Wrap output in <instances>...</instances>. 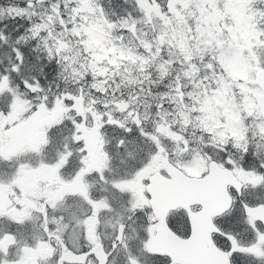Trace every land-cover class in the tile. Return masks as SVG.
<instances>
[{
    "label": "rangeland",
    "instance_id": "1",
    "mask_svg": "<svg viewBox=\"0 0 264 264\" xmlns=\"http://www.w3.org/2000/svg\"><path fill=\"white\" fill-rule=\"evenodd\" d=\"M38 1L31 10L39 9L45 17L53 16L50 9L55 10L58 0ZM62 1L65 9L70 8L69 17L76 32L86 42L87 52H82L84 48L70 46L73 43L56 41L67 52L72 50L76 54L78 48L81 50L74 55L77 62L70 66L72 71L84 74L100 67L105 72L98 73L93 80V89L79 86L73 94L66 93L65 106L47 107L46 101L39 99L30 115L25 114L26 104H17L10 111L13 118L4 130L7 133L0 134V140L4 141L0 145V192L25 194L39 207L44 196L40 197L31 183L37 184L38 180L46 184L50 177L58 178L48 186L51 193L47 208L32 218L39 219L42 214V222L46 218L53 220V227H58L60 232L71 223L70 235H78L83 223H78L76 212L64 204V195L58 187L62 181L73 185L77 179L73 174L66 176L69 158L64 154H68L65 150L68 149L76 155L79 140L88 142L85 156L94 160L101 187L130 184L139 187V182L152 170L165 168V160L188 174L199 175L206 170L209 159L221 155V150H232L230 155L235 152L237 157L244 156L248 145L260 150L258 141H249L259 130H264L256 127L257 122L264 121V82H256L258 70H264V23L249 12L251 0H149V8L128 19H113L112 12L96 0H76L73 5L70 0ZM218 52H227L228 63L240 72L243 91L235 94L226 83L227 67L224 70L219 64L212 67L205 60ZM152 64L162 68V79L171 73L160 92L151 91L154 86L150 83L152 73L148 67ZM221 78L226 80L222 82ZM109 83L121 84L128 96H102L97 87ZM121 101L127 103L125 109L119 108ZM248 116L255 117L246 121ZM177 117L183 123L203 126L198 131V145L193 144L192 136L176 130ZM50 138L57 141V149L38 157ZM135 153L138 157L142 153L141 166L129 171L124 162ZM47 155L63 158L49 160ZM112 159L113 172L128 174L123 184L113 182L115 178L109 172ZM231 168L241 180L245 200L260 196L261 190L264 195V181L255 169ZM17 206L3 209L0 205L1 239L4 229L19 232L22 222L31 215L15 213L13 209ZM25 223L23 226L32 228L31 237L38 238L36 247L28 245L26 236L17 235L13 248L0 245L2 260L8 258L11 249L17 252L18 263L23 264L30 252L47 248L46 237H41L45 235L44 223L35 224L34 220ZM111 227V222L102 223V233ZM44 253L36 254L42 264Z\"/></svg>",
    "mask_w": 264,
    "mask_h": 264
},
{
    "label": "flooded vegetation",
    "instance_id": "2",
    "mask_svg": "<svg viewBox=\"0 0 264 264\" xmlns=\"http://www.w3.org/2000/svg\"><path fill=\"white\" fill-rule=\"evenodd\" d=\"M0 119L3 118L0 117ZM51 139L42 147L38 157H44L43 154H49L57 149V141L53 139L51 141ZM2 142L4 141L0 140V145ZM77 145L80 149L77 150L76 155L71 154L68 149H65L68 154H64L66 158H69L65 166L66 176L73 174V177L77 176V179L73 180V185L71 182L62 181L58 187V190L64 195V204L76 212L77 222L83 223L77 236L70 235L71 223L65 218L69 224L62 232L59 231L58 227H53V220L48 221L46 218L45 222H42L44 219L42 214H40L39 219L38 217L37 219L32 218L33 215L38 214V211L47 208V197L51 193L48 186L58 181L56 176H54L55 178L50 177L49 181L46 180V184H41L42 181L38 182V180L36 181L37 184L31 183L37 189L40 197L44 196L39 207L25 194L13 195L11 190L0 192V194L8 193L9 196V198H2L0 202L3 209L17 204L18 206L13 209L15 213L31 214L22 222L23 225L25 222L33 220L35 224L44 223L45 235L41 237H46L47 248L30 252L23 264H40L41 257L36 256V254H42L43 251H45L46 257L43 264H264V225L260 219L253 218L244 210V205L264 203L262 191H260V196L247 197L249 200L247 201L242 194V186L240 191L229 186L230 206L212 218L217 229L209 233L211 242L218 248L219 252L217 254L209 253V244L206 242L209 236L206 235L205 229H201L197 234L199 242L194 246L196 250H191L193 259L189 260L184 253L175 252L176 246L173 243L176 236L183 239L187 238L192 230L188 212L183 207H176L167 211L165 223L171 234L162 231L157 237L156 241L159 243L156 248L151 243L157 234L159 225L149 203V194L145 185L148 182L149 174L154 171L165 174L166 166L163 170L156 169L148 173L142 183L139 182L141 184L139 187H134V184L127 187L113 185L101 187L100 174L94 160L91 156L87 160L85 156V147L88 142L83 143L82 140H79ZM93 146L94 149H97L95 143ZM165 155L168 156L167 153ZM45 157L49 160L63 158L56 155ZM165 161L167 165L168 160ZM109 163H111L109 172L112 178H115L114 183L128 179V174H124L125 171L113 172V159ZM83 187H86V191L83 190ZM9 199L11 202L4 205V202ZM199 208L200 205H190L192 211H197ZM39 220L41 221L39 222ZM106 222H111L113 229L111 227L102 233V223L105 224ZM19 224L21 225V221ZM23 225H21L19 232L17 229H4L3 233L9 234L11 241L2 243L0 238V245L13 248L17 235H20L21 237L26 236L29 246H35L38 238L36 236L31 237V226ZM29 248L34 249V247ZM69 251L76 256H71ZM1 254L2 252H0V264H20L18 263L17 252L10 249L6 260H2Z\"/></svg>",
    "mask_w": 264,
    "mask_h": 264
},
{
    "label": "trees",
    "instance_id": "3",
    "mask_svg": "<svg viewBox=\"0 0 264 264\" xmlns=\"http://www.w3.org/2000/svg\"><path fill=\"white\" fill-rule=\"evenodd\" d=\"M37 1L0 0V117L3 118L0 119V134L3 132L6 135L7 131L4 130L10 126L9 120L13 118L10 111L15 108V105H28L25 113L27 115L31 114L35 102L39 99L46 101L47 107L65 106L68 101L66 93L67 95L73 94L79 86L93 89V80L98 73L105 72L104 68L100 67L96 68V71H87L84 74L72 71L70 66L77 62L74 55L80 54L81 50L78 48L76 54L72 50L67 52L57 45L56 41L63 40L66 43H73L70 46L75 44L84 48L82 52L87 51L83 36L76 32L70 21V8L65 9L63 1L58 0L57 7L54 6L55 10L50 9L53 16L45 17L44 13H41L43 11L31 10L32 4ZM43 1L52 3L51 0ZM75 1L70 0V5H73ZM96 2L101 7L110 10L113 19H128L129 16L139 15L145 10L139 7L134 0H96ZM248 6L251 15L264 23V0H251ZM63 23H65V29L62 27ZM227 59V52L214 53L205 58L212 67L218 64L223 70L227 67L228 79L221 78V81L226 80V83L231 85L232 91L237 94L243 91L244 80L238 69L234 68L232 63H228ZM148 68L152 73L150 83L154 86L151 91L156 89L160 92L159 90L165 87V78H168L171 73L162 79V68L155 64ZM100 77L101 75L98 76ZM97 89L103 92L102 96L106 97L113 95V98H126L128 96V92L121 84L116 86L109 83L98 86ZM168 101L171 102L169 98ZM254 117L248 116L246 121ZM175 121L176 130L179 133L192 136L195 145L200 143L197 135L198 131L203 128L202 125H192L195 124L192 122L183 123L181 117H177ZM256 127L264 129V121L257 122ZM256 141L259 143L260 150H255L252 145H248L244 156L237 157L235 152L230 155L232 150L231 152L221 150V155L214 158L223 166L230 168L238 166L251 171L253 168L257 171L259 178L264 181V130H259V134L255 133L252 141L249 142ZM141 154L140 157L137 154L133 158L126 157L125 168L127 167L129 171L138 169L141 166Z\"/></svg>",
    "mask_w": 264,
    "mask_h": 264
},
{
    "label": "water",
    "instance_id": "4",
    "mask_svg": "<svg viewBox=\"0 0 264 264\" xmlns=\"http://www.w3.org/2000/svg\"><path fill=\"white\" fill-rule=\"evenodd\" d=\"M136 4L147 9L150 6L149 0H134ZM216 17V14L214 12ZM256 82L261 84L264 82V70H258ZM127 103L121 101L120 109H125ZM233 186L240 191L241 181L236 176L232 168L223 166L219 162L211 158L207 162L206 171L198 176L189 175L182 169L167 161L165 174L160 171H154L148 176V182L145 187L149 194V203L154 212L156 221L159 225L157 234L152 240V246L156 248L159 241L158 235L163 231L171 234L165 223L167 211L176 207H183L189 216L191 223V233L187 238L176 236L174 239L175 252L184 253L187 259H193L191 250L195 251L194 246L199 242L197 234L201 229L206 230V235L217 227L214 225L212 218L229 208L231 203V195L228 187ZM2 198H9L8 193L0 194V202ZM11 202V199L4 202V205ZM200 205L197 211H192L190 205ZM244 210L253 218L260 219L264 225V203L256 205H244ZM11 236L5 234L2 237V243H9ZM209 244V253L217 254L218 248L211 242L210 236L206 239ZM71 256H76L70 252ZM221 254H223L221 252Z\"/></svg>",
    "mask_w": 264,
    "mask_h": 264
}]
</instances>
